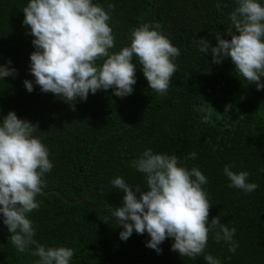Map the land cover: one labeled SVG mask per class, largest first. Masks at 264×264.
<instances>
[{
  "label": "trees",
  "instance_id": "16d2710c",
  "mask_svg": "<svg viewBox=\"0 0 264 264\" xmlns=\"http://www.w3.org/2000/svg\"><path fill=\"white\" fill-rule=\"evenodd\" d=\"M99 2L106 9L109 3L115 6L110 10L115 50L128 43L131 29L145 22H159L160 31L181 49L166 94L148 86L138 62L134 92L123 98L112 89L99 90L86 101L77 99L73 109L38 85L27 91L23 81L34 79L28 71L32 36L22 24L27 0H0V63L11 59L18 70L0 81V113L14 110L36 123L35 134L48 146L54 163L36 197L41 207L30 214L36 238L73 247L72 264H207L203 255L193 260L171 250L173 238L161 243L160 253L145 245L147 233L134 231L127 240L119 238L122 226L109 209L122 204L123 192L109 181L120 175L143 185V174L130 161L151 147L199 167L208 177L203 187L212 203L209 220L219 215L222 223L236 227V252L215 241L211 232L205 251L223 264H264V90L238 77L230 58L213 63L194 45L200 37L215 45L217 31L231 38L224 29L234 0H223L222 11L215 0ZM226 103L232 104L227 113ZM208 104L215 110L204 121L207 113L201 109ZM190 151L197 157L185 161ZM230 162L234 171L247 170L259 187L247 194L229 187L222 169ZM8 236L0 222V264H33L38 259L18 252Z\"/></svg>",
  "mask_w": 264,
  "mask_h": 264
},
{
  "label": "clouds",
  "instance_id": "9594fccd",
  "mask_svg": "<svg viewBox=\"0 0 264 264\" xmlns=\"http://www.w3.org/2000/svg\"><path fill=\"white\" fill-rule=\"evenodd\" d=\"M222 4L223 0H215L218 10H223ZM114 7L109 3L106 9L99 0H27L22 24L32 36L34 50L29 54L28 71L34 79L23 81L26 90L31 92L38 85L40 91L53 93L73 109L77 99L86 101L90 93L99 90L112 89L123 98L134 92L138 62L148 86L166 94L181 49L160 31L159 22H145L131 29L128 43L115 50L116 36L110 24ZM224 31L231 38H223L217 31L215 45L203 37L194 40L198 52L210 55L217 64L230 58L238 77L264 90V0H234ZM17 71L11 59L0 63V81ZM230 108L232 104L226 103L225 113ZM213 109H201L207 113L204 121L211 120ZM37 130L36 123L18 117L14 110L0 113V222L18 252L38 257L33 264H72L75 249L41 243L30 216L41 207L42 201L36 197L54 167L48 146L35 134ZM196 157L197 153L190 151L183 159ZM130 166L143 174V185L129 183L120 175L109 181L123 192L122 204L109 209L117 226H122L121 240L134 231L147 233L145 245L160 253L161 243L173 238L171 250L181 257L194 260L203 255L207 264H223L205 251L211 232L215 241L236 252V227L222 223L219 215L209 220L212 203L203 187L208 177L199 167H188L178 155L151 147L144 148ZM234 167L230 162L222 169L229 187L246 194L259 187L249 180L247 170L234 171Z\"/></svg>",
  "mask_w": 264,
  "mask_h": 264
},
{
  "label": "water",
  "instance_id": "95a60500",
  "mask_svg": "<svg viewBox=\"0 0 264 264\" xmlns=\"http://www.w3.org/2000/svg\"><path fill=\"white\" fill-rule=\"evenodd\" d=\"M85 198H87V196H85Z\"/></svg>",
  "mask_w": 264,
  "mask_h": 264
}]
</instances>
